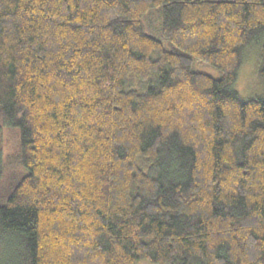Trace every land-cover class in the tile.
<instances>
[{"label":"trees","instance_id":"1","mask_svg":"<svg viewBox=\"0 0 264 264\" xmlns=\"http://www.w3.org/2000/svg\"><path fill=\"white\" fill-rule=\"evenodd\" d=\"M252 44L264 82V0H0V264H264Z\"/></svg>","mask_w":264,"mask_h":264},{"label":"rangeland","instance_id":"2","mask_svg":"<svg viewBox=\"0 0 264 264\" xmlns=\"http://www.w3.org/2000/svg\"><path fill=\"white\" fill-rule=\"evenodd\" d=\"M163 22L162 8L157 7L151 9L143 18V23L146 31L157 38L162 39L161 28ZM164 46L167 50H172L173 45L170 42L163 40ZM262 61V50L259 44H252L246 51L244 63L239 71L238 80L234 84V89L239 93L243 99L261 98L264 99V82L261 80L259 71ZM194 69L206 73L216 79L222 77V73L216 67L200 61L194 62ZM157 76L153 75L149 80L143 81L136 74H130L128 87L139 92H147L151 86L157 81ZM1 124V123H0ZM5 132V154L6 160H13L17 154L20 145L19 129L4 127ZM12 166L8 169H21L20 164L16 162V158L12 161ZM8 170V171H9ZM28 173L25 167L21 169V176ZM16 183V179H10L6 186L9 187ZM5 186L4 190L7 189ZM2 190V191H4ZM138 264H152L149 261H141Z\"/></svg>","mask_w":264,"mask_h":264}]
</instances>
